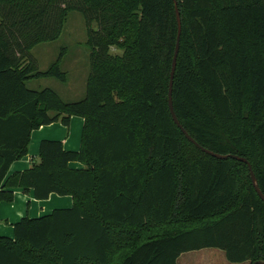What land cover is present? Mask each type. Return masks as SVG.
<instances>
[{
  "label": "trees",
  "instance_id": "16d2710c",
  "mask_svg": "<svg viewBox=\"0 0 264 264\" xmlns=\"http://www.w3.org/2000/svg\"><path fill=\"white\" fill-rule=\"evenodd\" d=\"M58 2L0 0L18 16L0 21V201H12L17 188L74 201L16 222L13 238L0 236V264H178L183 252L206 247L233 263L264 261V201L248 164L202 151L172 118L174 0H79V8L60 9L54 34L31 29L28 43L13 39L18 25L42 27ZM178 7L176 115L203 147L247 158L264 194V0ZM69 10L84 14L91 49L86 96L76 102L26 85L67 81L60 59L39 70L27 55L59 36ZM74 115L84 118L79 150L43 139L38 160L7 176L34 129L68 126ZM73 161L85 167L73 169Z\"/></svg>",
  "mask_w": 264,
  "mask_h": 264
},
{
  "label": "rangeland",
  "instance_id": "374dc122",
  "mask_svg": "<svg viewBox=\"0 0 264 264\" xmlns=\"http://www.w3.org/2000/svg\"><path fill=\"white\" fill-rule=\"evenodd\" d=\"M64 1L65 0H59L54 11H52L51 16H49V18L47 17L46 22L42 25V27L39 28L34 26V28H32L29 26V28H25V26L22 25L16 26L13 29L15 31L12 35L13 39L22 44L28 43L26 36H24V32L31 29L33 32L41 30L44 34H54V30L58 25L60 9L65 6H69V3L77 7L80 6L79 0ZM9 9H11L9 6L7 8L0 5V21L4 20L11 22L13 18H18L16 13L15 15L12 13L13 10L15 12L14 7L12 11ZM88 14L89 16H94L91 11H88ZM91 24L95 30H98L99 26L96 21H93ZM90 53L91 49L87 45V27L84 14L79 10H69L59 36L56 39L42 41L36 44L27 55V60L34 63L39 70L48 69L56 60L60 59V68L67 74V81L63 82L55 77H41L27 81V87L35 90L51 88L66 102H76L84 99L86 96L87 79L91 73ZM71 118H73V122L76 120H79L80 122L76 135L78 136L79 147H81L83 127V122L81 121L82 119L80 116L75 115L71 116ZM68 128H70V125ZM74 133L75 123H73L72 134ZM30 150L31 145L29 143L28 152L25 156H28L31 153ZM13 201L14 199L12 201L1 200L0 202L4 205L6 203L11 204ZM39 206L43 207L39 208L41 215L50 214L54 210H48V206ZM12 221L4 217V215L2 217L0 216V228L10 229ZM214 250H217L216 252H220L221 256L216 255L213 256V258L208 259L203 256L204 251H201L193 252L185 256V259L188 261V264H239L230 262L227 259L224 250L219 248ZM210 260L211 262H209Z\"/></svg>",
  "mask_w": 264,
  "mask_h": 264
},
{
  "label": "crops",
  "instance_id": "0c3cea01",
  "mask_svg": "<svg viewBox=\"0 0 264 264\" xmlns=\"http://www.w3.org/2000/svg\"><path fill=\"white\" fill-rule=\"evenodd\" d=\"M84 125V118L80 117ZM69 125H65L60 120L48 125H43L39 129L34 130L31 133L30 137V145L31 150L30 154L25 156L22 159L16 160L12 163V165L9 168L8 175L10 176L15 172L18 171H24L29 169L33 163V161L38 160V154L40 152V143L43 139H52V140H60L63 142V145L65 149L68 150H79V142H78V136L77 129L79 126V120H76L73 122V118H70ZM71 121V122H70ZM73 123H75V133H73ZM83 129V127H82ZM69 131V132H68ZM72 131V132H71ZM37 155V156H36ZM69 166L73 169H83L85 165L78 161L70 162ZM73 198L70 195L67 196H60L58 194H51L49 198L44 200L36 199L34 196V192L32 189L29 191H24L21 188L14 189V201L9 204L6 203L3 205V203L0 202V216L6 217L10 221H12L10 229H1L0 228V236H7V237H14V224L21 220L23 217H39L42 216L40 214L39 208H43L39 205L48 206V210L51 209H58V208H70L73 205ZM14 204V206H13ZM46 215V214H45ZM218 249L215 247H206L198 250L193 251H187L183 252L178 257V264H188V261L185 259V256L193 253V252H201L204 251L203 256L210 259L213 258V256H221L220 252H216ZM212 251V252H211ZM211 262V260L209 261ZM249 264V262H242L239 264Z\"/></svg>",
  "mask_w": 264,
  "mask_h": 264
},
{
  "label": "water",
  "instance_id": "95a60500",
  "mask_svg": "<svg viewBox=\"0 0 264 264\" xmlns=\"http://www.w3.org/2000/svg\"><path fill=\"white\" fill-rule=\"evenodd\" d=\"M175 2V6H176V17H177V23H178V33H177V41H176V46H175V52H174V56H173V61H172V68H171V74H170V81H169V87H168V105L170 108V112L172 115V118L174 120V122L177 124V126L182 130V132L184 133V135L188 138V140H190L194 145H196L198 148H200L202 151L220 158V159H227L229 157L235 158V159H239L242 160L243 162H246L248 164V168L250 170V174H251V178H252V182L253 185L255 186V189L257 191V193L259 194V196L261 197V199L264 201V194L261 191L260 187L257 184V179H256V175L254 173V170L252 168L251 163L248 161L247 158L245 157H241L239 155L236 154H220V153H216L210 149H207L205 147H203L202 145H200L189 133L188 131L183 127V125L181 124L180 120L178 119L175 109H174V103H173V87H174V77H175V72H176V66H177V57H178V53H179V47H180V38H181V32H182V22H181V16H180V11H179V7H178V0H174ZM253 264H264V261H256Z\"/></svg>",
  "mask_w": 264,
  "mask_h": 264
}]
</instances>
